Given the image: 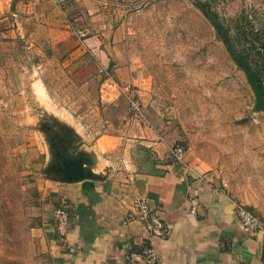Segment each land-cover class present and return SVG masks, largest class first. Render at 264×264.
<instances>
[{"label": "crops", "instance_id": "obj_1", "mask_svg": "<svg viewBox=\"0 0 264 264\" xmlns=\"http://www.w3.org/2000/svg\"><path fill=\"white\" fill-rule=\"evenodd\" d=\"M13 3L21 23L34 21L38 41L49 46L35 84L48 118L62 125L49 130L40 118L46 147L32 131L18 147L42 202L39 225L28 230L38 257L0 264H145L144 243L157 264H264V232L243 230L224 183L190 162H174L160 130L143 114L130 118L124 86L140 95L147 78L128 54L121 27L96 13L80 23L88 34L78 38L55 0ZM79 160L91 177L65 181V166ZM133 195L162 221V236L131 214ZM59 206L71 215L63 241L52 219Z\"/></svg>", "mask_w": 264, "mask_h": 264}, {"label": "rangeland", "instance_id": "obj_2", "mask_svg": "<svg viewBox=\"0 0 264 264\" xmlns=\"http://www.w3.org/2000/svg\"><path fill=\"white\" fill-rule=\"evenodd\" d=\"M55 1L72 33L96 13L121 27L147 78L137 94L143 118L168 150L181 147L184 162L222 181L237 205L264 219V112L231 51L255 60L251 42L255 34L256 48L264 40V0ZM13 2L0 0V260L38 257L28 230L39 225L42 202L18 147L30 131L41 136L40 118L49 130L62 125L48 118L35 84L49 46L38 41L34 21L21 23Z\"/></svg>", "mask_w": 264, "mask_h": 264}, {"label": "built area", "instance_id": "obj_3", "mask_svg": "<svg viewBox=\"0 0 264 264\" xmlns=\"http://www.w3.org/2000/svg\"><path fill=\"white\" fill-rule=\"evenodd\" d=\"M74 35L78 38H85L88 34L87 31L74 30ZM125 96L128 101V111L130 118L138 119L142 117L141 103L138 99L137 93L130 87L124 86ZM171 155L174 162L180 163L183 161L184 151L181 147H175L171 150ZM129 210L131 214L137 217L148 225L152 236H162L164 231V224L162 221L150 210L144 198L136 195L130 196ZM191 214L195 213V209L190 210ZM236 216L243 228L248 234H254L258 232H264V222L260 220L251 210L244 206H236ZM52 219L54 224V230L60 240L66 236L67 231L71 224L70 211L66 206L56 207L52 212ZM141 257L145 261V264H157V256L154 253L152 247L144 243L141 251Z\"/></svg>", "mask_w": 264, "mask_h": 264}, {"label": "trees", "instance_id": "obj_4", "mask_svg": "<svg viewBox=\"0 0 264 264\" xmlns=\"http://www.w3.org/2000/svg\"><path fill=\"white\" fill-rule=\"evenodd\" d=\"M257 35H254L251 42V49L254 50L255 60L248 53H238L231 50L247 76L248 83L254 92L256 103L255 109L264 112V40L259 42L258 48L254 46L257 42ZM155 164V163H153Z\"/></svg>", "mask_w": 264, "mask_h": 264}, {"label": "water", "instance_id": "obj_5", "mask_svg": "<svg viewBox=\"0 0 264 264\" xmlns=\"http://www.w3.org/2000/svg\"><path fill=\"white\" fill-rule=\"evenodd\" d=\"M66 170L63 171L64 173V180L65 181H73V180H80L84 178H90L91 174L87 170L83 169L82 162L79 161H70V164L65 166Z\"/></svg>", "mask_w": 264, "mask_h": 264}]
</instances>
